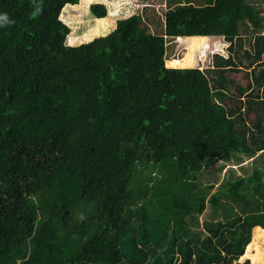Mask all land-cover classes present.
<instances>
[{
    "label": "trees",
    "instance_id": "trees-1",
    "mask_svg": "<svg viewBox=\"0 0 264 264\" xmlns=\"http://www.w3.org/2000/svg\"><path fill=\"white\" fill-rule=\"evenodd\" d=\"M201 1L169 8L161 32L133 15L71 46L61 15L80 0H0L12 21L0 27V264H251L254 229L264 236V1ZM217 36L230 52L213 66L166 65L168 39ZM245 68L244 87L231 73ZM240 157L248 174L209 194L208 166ZM208 210L203 232L184 221Z\"/></svg>",
    "mask_w": 264,
    "mask_h": 264
},
{
    "label": "rangeland",
    "instance_id": "rangeland-1",
    "mask_svg": "<svg viewBox=\"0 0 264 264\" xmlns=\"http://www.w3.org/2000/svg\"><path fill=\"white\" fill-rule=\"evenodd\" d=\"M187 0H80L76 6H67L64 8L61 19L70 27L71 33L68 37L67 43L71 46H78L82 43L90 42L96 37H101L112 32L117 25V22L124 18H129L133 15H140L149 24L151 31L159 29L161 32V21L164 20L167 10L176 4L184 3ZM213 0H206L205 2H212ZM264 1V0H261ZM105 5L108 13L107 17L97 19L91 16L90 8L92 5ZM198 4H204V0ZM257 9L264 10V4L257 5ZM249 27V22L247 25ZM248 30V29H247ZM243 30V47L249 50L248 39L253 36L249 30ZM252 31V28L251 30ZM264 33V31H263ZM198 41V43H194ZM238 45V41H236ZM198 46V47H197ZM230 50V43L225 41L223 37H182L176 39H168V55L174 57L175 60L167 61L166 65L170 68H201L205 69L213 66L216 56H228ZM253 55V53H251ZM245 57V58H244ZM242 61L245 65L250 64L251 60L247 59L242 53ZM245 68L240 73H231L237 78L238 83H242L245 87L247 85V78L245 76ZM215 78V75L213 76ZM217 79V78H216ZM219 81V78L217 79ZM231 87L230 89H232ZM234 90V89H233ZM232 90V91H233ZM230 100L226 99L225 104H230ZM255 120V115L251 114L249 122ZM263 162L264 156H261ZM241 161L243 163L239 164ZM260 163V160H257ZM253 161L248 160L247 157H240L239 159L232 158L230 160L218 159L211 163L200 177L201 183L207 189L209 185H215L212 192L218 191L223 186H227L231 177L243 176L248 174L250 169L254 166ZM210 211L203 214H197L194 221L187 218L185 222H189L192 230L203 232V221L208 218ZM166 231H169V225H164ZM262 229V228H261ZM257 230L253 231V238L251 243L246 248L245 255L242 257L243 261L250 260L251 264H264V236L256 239Z\"/></svg>",
    "mask_w": 264,
    "mask_h": 264
},
{
    "label": "clouds",
    "instance_id": "clouds-1",
    "mask_svg": "<svg viewBox=\"0 0 264 264\" xmlns=\"http://www.w3.org/2000/svg\"><path fill=\"white\" fill-rule=\"evenodd\" d=\"M10 23H12V21H10L9 15L7 13L0 14V27L6 26ZM81 219H83L82 216Z\"/></svg>",
    "mask_w": 264,
    "mask_h": 264
}]
</instances>
